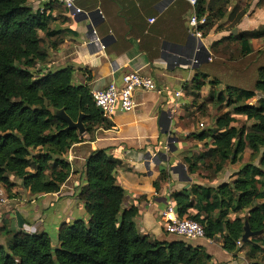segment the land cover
Returning <instances> with one entry per match:
<instances>
[{
	"label": "trees",
	"instance_id": "1",
	"mask_svg": "<svg viewBox=\"0 0 264 264\" xmlns=\"http://www.w3.org/2000/svg\"><path fill=\"white\" fill-rule=\"evenodd\" d=\"M28 2L0 0V186L12 196L14 178L39 197L57 194L67 183L72 165L66 155L73 146L93 142L98 131L111 130L113 123L97 108L89 86L73 84V68L50 73L40 69L49 58L44 41L56 39L51 46L57 49L65 31L51 28L55 19L47 11L58 3L50 2L42 13ZM223 4L207 16L206 0H198V18L207 17L200 28L206 31L203 36L226 16L229 2ZM263 36L264 31L247 32L234 39H244L243 56H248L253 52L250 40ZM197 86L201 91L205 82ZM259 94L264 95V67L255 90L228 87L216 97L217 105L229 111L217 118L215 128L189 137L209 149L198 157H185L192 175L203 169L218 175L227 164H241L235 179L218 187L194 184L171 195L179 218L201 224L208 239L221 238L228 253L246 251L251 264H264V98L257 99ZM51 107L65 109L75 122L84 114L88 139L76 130L64 131L67 124L52 114ZM237 115L245 116L249 125L238 127ZM247 156L249 161L243 163ZM122 165L106 150L93 152L86 163L87 186L80 194L89 219L63 224L56 250L48 233L17 232L0 245V264H211L212 256L203 246H193L194 240L175 236L174 241L160 242L140 234L135 223L138 209L123 207L127 192L117 177ZM167 181L161 170L155 188L160 190ZM246 221L258 235L243 243Z\"/></svg>",
	"mask_w": 264,
	"mask_h": 264
},
{
	"label": "crops",
	"instance_id": "2",
	"mask_svg": "<svg viewBox=\"0 0 264 264\" xmlns=\"http://www.w3.org/2000/svg\"><path fill=\"white\" fill-rule=\"evenodd\" d=\"M223 1L206 0L207 16L221 9ZM225 1L229 2L226 16L216 21V26L205 36L206 31H201V39L189 32L192 8L187 0H79V6L88 17L72 16L58 4L48 9V14L55 19L51 28L65 33L60 36L62 40L57 49L51 46L56 39L47 40L45 50L49 58L40 66L45 73L73 68V84L89 86L93 92L105 89L112 82L120 83L127 73L137 72L154 78L159 90L136 91V107L132 112L117 109L111 130H100L93 142L76 145L78 152L72 153L68 160L72 175L59 193L34 197L20 181L22 187H15L13 195L7 196L5 187L0 186V200L5 201L0 206V230L9 234L0 231V245H6L8 238L26 226H36L38 233L50 235L53 232L58 238L63 224L87 221L89 216L80 194L87 186V160L98 150H106L122 161L117 177L127 192L123 207L138 209L135 223L140 234L153 241L176 240L167 233L161 212L174 202L171 195L178 191L180 177H184L186 167L177 169L182 165L180 158L183 155L192 158L194 154L200 156L209 151L205 142L189 137L208 127H216L217 118L229 111L217 105L216 97L228 87L255 90L259 69L264 67V36L250 40L253 52L248 56H243L244 39H234L247 32L264 31V5L261 0ZM49 3L48 0H29L27 6L36 11ZM218 41L222 42L214 49L213 44ZM193 58H197L199 64L192 67ZM204 75L209 76L208 79ZM214 77L219 85H211ZM202 82L205 86L199 91L197 84ZM206 91L214 96L207 99ZM194 93L200 94L197 105ZM261 98L264 95L259 94L257 99ZM205 103L206 110L196 113ZM235 118L238 127L249 125L245 116ZM171 138L179 141H173L168 162L160 157L162 162L158 164L156 156ZM180 147L185 150L179 153ZM249 154L251 151L247 150ZM246 162L245 159L243 163ZM232 167V170L226 169L233 172L229 180L218 185L213 181L208 186L193 177L190 181L189 176L185 182H189L190 187L194 184L218 187L233 181L242 165ZM161 170L166 172L168 181L157 190L154 184L161 180ZM223 172L214 177L223 176ZM17 181L13 179L14 183ZM194 241L193 246H203L212 256L211 264H251L246 251L238 254L225 251L219 237ZM53 245L59 247V241Z\"/></svg>",
	"mask_w": 264,
	"mask_h": 264
},
{
	"label": "built area",
	"instance_id": "3",
	"mask_svg": "<svg viewBox=\"0 0 264 264\" xmlns=\"http://www.w3.org/2000/svg\"><path fill=\"white\" fill-rule=\"evenodd\" d=\"M49 2H56L60 4L64 10L72 16H82L87 14L80 6L79 0H48ZM191 5V13L189 19V32L191 36L202 38L201 26L207 23V17L205 16L201 20L197 16L198 0H187ZM42 13L45 12V7L39 9ZM88 15V14H87ZM93 34L97 36V32L93 30ZM99 41V38H97ZM199 64L197 58L191 60V66ZM158 86L154 78L149 75L140 74L137 72H130L123 75L120 83L112 82L105 89L96 90L92 92L94 102L99 110H102L104 118L109 121L113 120V116L117 109H120L124 113L132 112L136 107L134 94L136 91L143 92H155L158 91ZM5 203L4 200H0V206ZM161 217L166 225V231L168 234L182 237L187 240H198L206 238L204 227L191 219L179 218L177 212V205L175 202L161 212ZM24 231L28 234L38 233L36 226H26ZM242 246V242H239Z\"/></svg>",
	"mask_w": 264,
	"mask_h": 264
},
{
	"label": "rangeland",
	"instance_id": "4",
	"mask_svg": "<svg viewBox=\"0 0 264 264\" xmlns=\"http://www.w3.org/2000/svg\"><path fill=\"white\" fill-rule=\"evenodd\" d=\"M263 4V3H262ZM264 5V4H263ZM238 7V6H237ZM48 46V44L46 43V41H44V44H43V48L44 49H46V47ZM213 82H217V85H219V82H218V79L217 78H215L214 77V79H213V81H212V83H211V85H214V84H216V83H213ZM209 90H211V88H209ZM211 93V95H209L208 94V92L206 91V94H205V96L207 97V99H210V98H212L213 96H214V94L212 93V92H210ZM195 94V93H194ZM218 95H219V92H218ZM199 101V98H197L196 99V105L197 104H199V103H197ZM200 103H201V101H200ZM206 107H207V104L205 103V104H203L202 105V107L200 108V110H196L195 112L197 113V112H200L201 110H206ZM220 111V110H219ZM203 127V126H202ZM201 127V128H202ZM208 128H215L214 126H211V127H208ZM98 133V132H97ZM97 133H96V135H97ZM96 135H95V138H96ZM82 138H85V140H87L88 139V137H87V135L85 134L84 136H81ZM183 139V141H185L186 140V138H182ZM82 143H84V142H82ZM80 144V143H79ZM76 145H78V144H76ZM76 145H74L73 146V148L69 151V153L66 155V159L67 160H69V158H70V155L72 154V153H77L78 152V148H75L76 147ZM176 145V144H175ZM170 146V147H169ZM172 146H174V143L173 142H171V143H165L163 146H161V147H163V149H161L160 150V152L159 153H161V157H162V159H164V157H167L168 158V156H170L171 154H172V149H171V147ZM85 147H82V149H84ZM180 150H179V153L180 152H183L185 149H182L181 147L179 148ZM190 149H192V147L190 148ZM194 149H195V147H194ZM195 151H197V150H195ZM37 152L38 151H35L34 153L35 154H37ZM181 154H184V153H181ZM180 154V155H181ZM247 154V153H246ZM194 157H198L199 155H196V154H194L193 155ZM161 159V158H160ZM181 159V164L183 165H181V166H178L177 167V169H179V170H183L182 168H185L186 167V169H184L183 171H184V173H183V175H184V178H186L187 176H189V178L191 177H193L195 180H197V181H202L203 182V184H205V185H210L211 183H213V181H214V183L216 184V185H218V184H220L222 181H226V180H229V178H230V174L231 173H233L232 171H229V172H227V168H228V170H232V166L233 165H231V164H227V166H226V169H225V171L223 172V176H220V177H214V172L213 171H209V170H207V169H203V170H201L199 173V176H197V175H192L188 170H189V168H188V165H186V162H185V157H184V155L182 156V158H180ZM246 160L247 161H249V157L247 156L246 157ZM168 162V161H167ZM185 166V167H184ZM235 168H237V166H235ZM187 170V171H186ZM14 179V178H13ZM18 183H17V187L18 188H21L22 186H20V181L18 180L17 181ZM2 187V186H1ZM6 195L8 196L9 194L6 192ZM13 195V194H12ZM22 198L24 197L23 195L21 196ZM0 231H4L3 229H1ZM24 231V230H23ZM4 233H7L6 231H4ZM5 235H9L8 233L7 234H5ZM173 236V235H172ZM50 237H51V239H52V243H55L57 240H58V238L55 236V234L52 232L51 234H50ZM175 237V236H174ZM9 239V238H8ZM7 239V240H8ZM195 243H196V241H194ZM55 248V250H56V248L57 247H54Z\"/></svg>",
	"mask_w": 264,
	"mask_h": 264
},
{
	"label": "water",
	"instance_id": "5",
	"mask_svg": "<svg viewBox=\"0 0 264 264\" xmlns=\"http://www.w3.org/2000/svg\"><path fill=\"white\" fill-rule=\"evenodd\" d=\"M82 16L88 17L89 15L84 14ZM234 34L235 35L237 34V31L236 30L234 31ZM105 47H106V45H105ZM50 110H51L52 114L55 117L59 118L60 120H62L63 122H65L67 124V128L64 131L68 132V131H71V130H76V131L79 132V134L81 136H84L86 134V127H85V124H84V119H85L84 114H81L80 117H79V119H78V121L75 122L71 117L68 116V114H67V112H66L65 109L58 110V109H56L54 107H51ZM100 111L102 112V110H100ZM173 139L174 138H171L169 140V143H171L173 141L174 142H178L179 141L177 138L174 139V140ZM160 157H161V154H158L156 156V160L155 161H157L158 164L162 162L160 160ZM164 160L167 161L168 158L167 157H164ZM189 180H190V178H189ZM189 187H190V183L189 182L186 183L185 182V178L181 176L180 177V183H179V186H178V191H180V192L187 191L189 189ZM256 235H258V234L253 233L251 231L250 226H249V222L246 221L245 222V234H244L243 239H242L243 243L251 242V238H253Z\"/></svg>",
	"mask_w": 264,
	"mask_h": 264
}]
</instances>
